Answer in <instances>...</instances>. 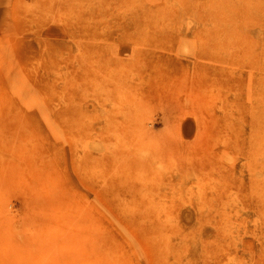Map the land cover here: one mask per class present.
I'll list each match as a JSON object with an SVG mask.
<instances>
[{
    "label": "rangeland",
    "instance_id": "374dc122",
    "mask_svg": "<svg viewBox=\"0 0 264 264\" xmlns=\"http://www.w3.org/2000/svg\"><path fill=\"white\" fill-rule=\"evenodd\" d=\"M0 264H264V0H0Z\"/></svg>",
    "mask_w": 264,
    "mask_h": 264
}]
</instances>
